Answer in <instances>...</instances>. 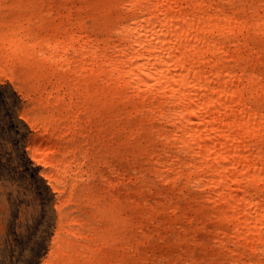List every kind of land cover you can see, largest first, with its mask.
<instances>
[{
    "label": "bare ground",
    "instance_id": "6f19581e",
    "mask_svg": "<svg viewBox=\"0 0 264 264\" xmlns=\"http://www.w3.org/2000/svg\"><path fill=\"white\" fill-rule=\"evenodd\" d=\"M70 1L54 23L38 12L55 0H0L8 62L31 63L56 94L30 117L43 128L33 159L76 188L97 176L102 141L136 153L148 134L167 156L153 159L157 178H184L230 225L232 264H264V0ZM86 237L85 262L63 264H94L97 236Z\"/></svg>",
    "mask_w": 264,
    "mask_h": 264
},
{
    "label": "rangeland",
    "instance_id": "374dc122",
    "mask_svg": "<svg viewBox=\"0 0 264 264\" xmlns=\"http://www.w3.org/2000/svg\"><path fill=\"white\" fill-rule=\"evenodd\" d=\"M55 1L38 16L59 23L63 0ZM80 5L79 0H72L68 7ZM0 28L9 30L7 19ZM6 45L0 41V89L11 109L0 132V264L85 262L86 236L90 234L97 236L94 264H117L121 259L126 264H232L230 225L206 201L207 194L185 186L184 178H178L176 184L157 178L159 169L153 159L167 156L150 135L139 139L136 153L138 146L132 152L113 141L108 143L115 150L112 153L102 141L101 166L94 171L97 176L74 179L76 188L72 180L60 184L57 169L34 160L29 147L43 134V128L34 129L30 119L56 94L50 93L51 86L39 90L31 63L19 59L9 63ZM131 112L132 104L123 122L132 119ZM112 166L119 173H113ZM102 175L108 180L103 181ZM82 230L85 238L73 235ZM237 252L243 258L249 256L242 247Z\"/></svg>",
    "mask_w": 264,
    "mask_h": 264
},
{
    "label": "snow or ice",
    "instance_id": "6c2138e0",
    "mask_svg": "<svg viewBox=\"0 0 264 264\" xmlns=\"http://www.w3.org/2000/svg\"><path fill=\"white\" fill-rule=\"evenodd\" d=\"M6 116L7 117L11 116V109L8 107V103L4 91L0 89V132H2L4 126V119ZM2 162H3V157L0 156V175H2ZM38 255L39 254L37 253V256ZM28 264H33V261H29Z\"/></svg>",
    "mask_w": 264,
    "mask_h": 264
}]
</instances>
